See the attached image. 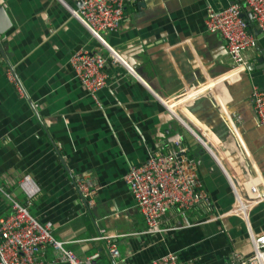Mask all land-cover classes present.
Masks as SVG:
<instances>
[{
  "label": "crops",
  "instance_id": "1",
  "mask_svg": "<svg viewBox=\"0 0 264 264\" xmlns=\"http://www.w3.org/2000/svg\"><path fill=\"white\" fill-rule=\"evenodd\" d=\"M234 1L127 0L119 27L101 35L133 71L108 58L106 86L94 99L70 57L82 47L107 51L70 13L76 0H0L10 20L0 30V187L26 205L19 181L30 176L38 192L29 212L50 222L53 237L78 256L98 253L93 264H148L173 252L186 263L228 264L234 254H250L249 231L264 233V199L247 209L248 224L235 209L237 193L252 183L264 198V127L250 96L253 86L264 89V37L255 34L257 48L245 53L248 65L238 71L224 38L205 28L208 7ZM9 70L23 93L8 80ZM206 124L225 148L239 152L244 181ZM176 143L196 160L208 200L184 211L171 207L152 233L124 176L130 164ZM75 178L96 184L92 206ZM9 213L10 200L0 192V217ZM102 232L118 257L110 258L109 242L95 239ZM41 258L66 264L50 246Z\"/></svg>",
  "mask_w": 264,
  "mask_h": 264
},
{
  "label": "built area",
  "instance_id": "2",
  "mask_svg": "<svg viewBox=\"0 0 264 264\" xmlns=\"http://www.w3.org/2000/svg\"><path fill=\"white\" fill-rule=\"evenodd\" d=\"M76 1L80 3L76 9L67 6L70 13L104 46L106 51L110 52L109 56L108 52L102 54L82 47L70 57V65L76 78L87 93L97 99L98 91L106 85L107 56L112 62H120L126 70L133 71L114 49L105 44L101 35L119 27L127 0ZM243 5L251 14L256 29L264 37V0H238L221 9L208 7L205 18L206 30L210 33H218L224 38L227 57L238 71L248 65L245 53L257 48L256 36L248 28L247 19L243 15ZM7 77L14 88L23 93V88L12 71L7 72ZM250 96L256 123L264 127V89L253 86ZM237 118L240 119V116ZM197 168L196 160L189 156L187 147L177 143L176 147L166 152L160 150L151 152L144 162L129 165L124 179L149 232L160 231L162 217L171 207L184 211L200 201L208 200ZM246 175L250 177L247 169ZM73 183L84 204L92 206L96 184L83 178H75ZM19 186L26 195V205L20 204L0 187V192L10 200V213L0 217V264H45L41 254L46 246H50L56 258L63 263L93 264L98 253L85 257L78 256L73 250L65 247L64 242L53 237L50 222H40L29 212L28 205L38 192V187L30 176L24 175L19 181ZM263 199L260 189L253 183L244 195L237 193L235 209L245 223L248 224L249 206ZM109 238L110 236L102 232L95 239L109 242L108 254L114 259L119 256V252ZM249 241L250 254L247 256L234 254L228 264H264V233L256 234L249 231ZM114 264L126 263L115 261ZM148 264L191 263L182 262L175 253L168 252L152 259Z\"/></svg>",
  "mask_w": 264,
  "mask_h": 264
},
{
  "label": "water",
  "instance_id": "3",
  "mask_svg": "<svg viewBox=\"0 0 264 264\" xmlns=\"http://www.w3.org/2000/svg\"><path fill=\"white\" fill-rule=\"evenodd\" d=\"M79 2L76 1V5L79 6ZM243 15L245 16V18L247 19V17L251 18V14L248 12L246 14L243 13ZM10 24V20L7 18V14L4 12V9L3 7L0 6V30H2V28H5L7 27L8 25ZM254 34L256 33H260V31L258 29H256L255 31H253ZM104 42V41H103ZM105 43V42H104ZM106 44V43H105ZM262 59H260L261 61ZM248 67V66H247ZM182 111L191 116L192 118H195V114L192 112V110L189 108V107H183ZM202 125V123H201ZM203 127L206 129V132L216 141V143L223 149V153L226 155L228 161L230 162V165L232 167V169L234 171H236V173L238 174L239 178L244 181L245 180V177L243 175V172H242V166L240 164V161H239V152H231L229 151V149L225 148L224 147V144L223 142L218 139V137L213 133L212 131V128L206 124L205 126L203 125ZM190 129V131H192L196 137H198L197 133L195 132V130H193L192 128L188 127ZM202 143L206 145V147L208 148V150H210L211 152H213V150L201 139ZM246 165V163H245Z\"/></svg>",
  "mask_w": 264,
  "mask_h": 264
},
{
  "label": "rangeland",
  "instance_id": "4",
  "mask_svg": "<svg viewBox=\"0 0 264 264\" xmlns=\"http://www.w3.org/2000/svg\"><path fill=\"white\" fill-rule=\"evenodd\" d=\"M109 47H110V46H109ZM110 48H111V47H110ZM112 49H113V48H112ZM107 52H108V54H107V53H105V54H107V55L110 56V52H109L108 50H107ZM102 54H104V53H102ZM107 59H108V56H107ZM106 63H107V62H106ZM105 86H106V85H105ZM105 86H104V87H105ZM104 87H103V88H104ZM103 88H102V89H103Z\"/></svg>",
  "mask_w": 264,
  "mask_h": 264
},
{
  "label": "trees",
  "instance_id": "5",
  "mask_svg": "<svg viewBox=\"0 0 264 264\" xmlns=\"http://www.w3.org/2000/svg\"><path fill=\"white\" fill-rule=\"evenodd\" d=\"M249 23H251L250 21H248V25H249Z\"/></svg>",
  "mask_w": 264,
  "mask_h": 264
}]
</instances>
